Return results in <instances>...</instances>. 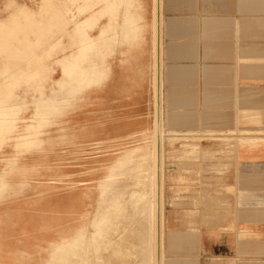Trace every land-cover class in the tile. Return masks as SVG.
<instances>
[{"label":"rangeland","instance_id":"obj_1","mask_svg":"<svg viewBox=\"0 0 264 264\" xmlns=\"http://www.w3.org/2000/svg\"><path fill=\"white\" fill-rule=\"evenodd\" d=\"M115 36L113 0H0V206L23 203L22 264H116L122 222L136 230L138 243L146 227L151 233V219L142 225L135 212L141 204L130 200L128 190L139 187L142 169L155 201V131L152 144L106 142L116 138V71L109 55ZM107 65L110 95L98 78ZM97 90L102 100L94 106ZM248 100L249 110L239 113L238 126L244 128L228 132L232 139L211 153L199 138L160 141L162 206L164 191L183 198L194 184L207 185L215 167L221 173L215 154L229 156L235 147L262 138L234 135L264 138V95ZM164 150L170 151L167 158ZM87 198L90 205L95 199L93 210L81 207ZM122 199L128 206L116 207ZM64 202L72 214L70 232L61 241L45 242L49 206ZM120 210L115 217L112 211ZM30 234L39 245L28 242Z\"/></svg>","mask_w":264,"mask_h":264},{"label":"crops","instance_id":"obj_2","mask_svg":"<svg viewBox=\"0 0 264 264\" xmlns=\"http://www.w3.org/2000/svg\"><path fill=\"white\" fill-rule=\"evenodd\" d=\"M155 93L162 143L199 138L211 153L230 141L228 132L244 128L239 113L249 110V96L264 95V0H116V143H153ZM91 97L94 106L102 100L98 90ZM214 158L222 172L210 171L207 185L178 199L164 191L160 264H264V138ZM94 200L81 207L93 210ZM121 201L116 207L128 206ZM49 207L45 242H58L72 214L65 202ZM118 231L116 264H146L136 230L122 222ZM25 235L23 203L2 204L0 264L23 263Z\"/></svg>","mask_w":264,"mask_h":264},{"label":"bare ground","instance_id":"obj_3","mask_svg":"<svg viewBox=\"0 0 264 264\" xmlns=\"http://www.w3.org/2000/svg\"><path fill=\"white\" fill-rule=\"evenodd\" d=\"M155 1V0H154ZM157 1V0H156ZM113 5H115V10H116V0H113ZM127 7V6H126ZM154 11V10H153ZM155 12V11H154ZM156 14V13H155ZM155 16V15H154ZM153 16V17H154ZM161 16V15H160ZM155 19V17H154ZM153 19V20H154ZM161 19V17H160ZM159 20V19H158ZM155 21V20H154ZM160 21V20H159ZM155 23V22H154ZM157 41V40H156ZM112 48L110 49L109 51V55L110 56H113V59H114V64H115V71H116V36L112 39ZM156 53H157V63L159 61V58L161 57L160 56V53H161V49L159 48V44L156 43ZM240 54V53H239ZM159 67V65H158ZM111 73H112V69L110 67V65H107L103 68L102 70V73H100L98 75V78L102 81V85L106 88L107 90V94H106V90H105V94L106 95H110L111 91L109 89V85H110V76H111ZM157 83V78L155 79V85ZM159 86V85H158ZM157 88V87H156ZM155 88V89H156ZM160 88V87H158ZM252 98V97H251ZM109 100L107 99V102ZM160 95H158L157 93H155V159H156V173L157 176H156V182H155V186H156V193H155V201L152 202L151 199H150V196H149V191H148V186L150 184H152L151 180L150 179H146V171L142 170V169H139V172H144V175L142 176L141 179L143 180H137V184L139 187L137 188H132L130 190H128V194L130 196V200H134L136 201L137 203H140L141 206L137 207L135 210L138 211V214L141 218V223L145 221V219L148 217L151 219V233H149L150 235H147V236H144L143 233L142 235L144 236L143 238H141V243L140 245H138L137 248H139V250L141 252H143V255L145 257H143V263H146V264H160L161 262V256H160V249L162 248V244H161V238L159 236L158 238V232H159V227L161 226L160 223H159V220L162 219L159 218L160 216V213H161V209H162V192H161V186H162V175H161V171H160V138H161V135H162V127H161V119H160ZM146 125V124H145ZM166 131V130H165ZM168 132V131H167ZM172 133V132H171ZM175 133V132H173ZM172 133V134H173ZM178 133V132H177ZM168 134V133H167ZM170 134V133H169ZM183 135H185V133H182ZM261 134V133H259ZM257 135V134H249V135H237L234 137H236V140H238L239 138L241 137H249V138H263V134L262 135ZM175 135V134H174ZM181 135V133L179 134ZM187 135V133H186ZM190 135V134H189ZM193 135V134H192ZM195 135V133H194ZM209 135V134H208ZM219 135V134H218ZM231 135V134H230ZM168 137V136H166ZM178 137V136H177ZM213 137V136H212ZM227 137V136H226ZM229 137V136H228ZM233 137V135H232ZM173 138V137H171ZM180 138V137H178ZM185 138V137H184ZM208 138V137H207ZM224 138V137H222ZM261 138V139H262ZM116 138H112V139H109L107 140L106 142L107 143H112V141H115ZM238 144V143H236ZM154 145V144H153ZM154 159V157H153ZM191 169V168H190ZM153 177V176H152ZM139 179V178H138ZM153 185V184H152ZM155 186H153L152 188H154ZM154 191V190H153ZM126 194V193H125ZM154 195V193H153ZM154 197V196H152ZM154 199V198H153ZM128 200V199H127ZM126 206V205H125ZM138 206V205H136ZM131 209V208H130ZM113 213H115V217H118L116 216V212L115 211H112ZM137 214V212H136ZM162 216V215H161ZM134 220V219H133ZM140 221V220H139ZM117 222V221H116ZM139 223V225L141 224ZM162 223V222H161ZM144 223H142L143 225ZM115 228L114 226H111V231L114 232ZM162 230V229H161ZM146 232V231H145ZM161 234V233H160ZM159 234V235H160ZM162 235V234H161ZM161 245V247H160ZM162 250V249H161ZM89 251H92V250H89ZM161 257V258H160ZM163 264V263H162Z\"/></svg>","mask_w":264,"mask_h":264}]
</instances>
